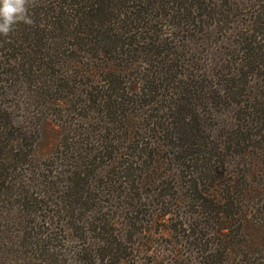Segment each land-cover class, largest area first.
<instances>
[{
	"label": "trees",
	"instance_id": "16d2710c",
	"mask_svg": "<svg viewBox=\"0 0 264 264\" xmlns=\"http://www.w3.org/2000/svg\"><path fill=\"white\" fill-rule=\"evenodd\" d=\"M207 1L28 0L32 23L0 34V264H264V0L233 23L238 55L202 70L177 36ZM15 74L51 129L43 181L18 173ZM159 205L171 242L137 248Z\"/></svg>",
	"mask_w": 264,
	"mask_h": 264
},
{
	"label": "rangeland",
	"instance_id": "374dc122",
	"mask_svg": "<svg viewBox=\"0 0 264 264\" xmlns=\"http://www.w3.org/2000/svg\"><path fill=\"white\" fill-rule=\"evenodd\" d=\"M207 3L208 7H215V15L206 19V24L202 27L199 26V29L195 31L196 33L181 31L177 39L180 38L178 42L182 49H184L182 52L187 55L186 62H188L187 60L192 51L195 57H199V64L196 65L202 70L213 63L216 64V62L219 63V68L222 69V67H227L229 61L242 50V45L240 44L241 37L232 28L234 27V21H240V23L248 21L250 19V5L257 3V0H208ZM184 44L186 46L183 48L182 45ZM211 79H213V82H217L216 77L208 76L206 83L209 84ZM8 85V96L5 97L4 102L10 107L9 109L14 118L19 121L16 122L14 129L17 131L16 134L23 133L26 136L25 142L28 145L26 151L30 153L36 145L41 148L45 147L49 143V138L47 137L52 136L51 129L50 131H40V133L35 130L36 125L33 118L35 114L34 105L32 104V100L30 102L29 97L30 88L23 84V80L19 79L17 74L13 75ZM222 111L226 112L225 110ZM45 116L49 120L56 119L51 112L45 114ZM216 124L215 120L210 121V125L214 126ZM25 160L23 166L19 168V175L25 181H43L45 175L48 173V165L50 163L46 155L42 152L33 154L32 151L31 155ZM33 170L39 171L40 176L37 177L35 172H32ZM166 182L177 184V181ZM172 192V189L167 186L166 193ZM152 209L150 206L146 207L144 209L145 214L141 216L144 219L141 226L146 230H150L151 234L144 236L140 243L136 245L137 248L146 249L153 245V249L158 250L171 242L170 238H168L171 222L160 217L161 209L163 208L161 207L157 212Z\"/></svg>",
	"mask_w": 264,
	"mask_h": 264
},
{
	"label": "clouds",
	"instance_id": "9594fccd",
	"mask_svg": "<svg viewBox=\"0 0 264 264\" xmlns=\"http://www.w3.org/2000/svg\"><path fill=\"white\" fill-rule=\"evenodd\" d=\"M27 3L28 0H0V34L7 36L19 21L32 23L26 15Z\"/></svg>",
	"mask_w": 264,
	"mask_h": 264
}]
</instances>
